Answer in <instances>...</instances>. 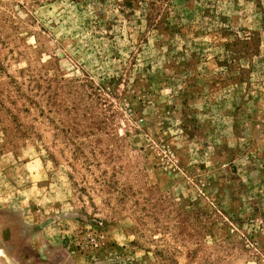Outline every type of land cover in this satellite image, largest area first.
I'll list each match as a JSON object with an SVG mask.
<instances>
[{
  "label": "rangeland",
  "instance_id": "obj_1",
  "mask_svg": "<svg viewBox=\"0 0 264 264\" xmlns=\"http://www.w3.org/2000/svg\"><path fill=\"white\" fill-rule=\"evenodd\" d=\"M0 264H264V0H0Z\"/></svg>",
  "mask_w": 264,
  "mask_h": 264
}]
</instances>
